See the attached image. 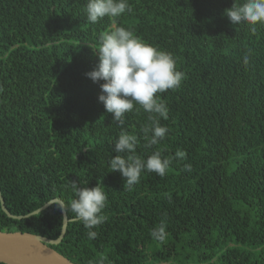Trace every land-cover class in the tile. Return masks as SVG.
<instances>
[{
	"label": "trees",
	"instance_id": "obj_1",
	"mask_svg": "<svg viewBox=\"0 0 264 264\" xmlns=\"http://www.w3.org/2000/svg\"><path fill=\"white\" fill-rule=\"evenodd\" d=\"M244 2L128 0L133 12L117 25L170 52L185 74L178 89L161 94L167 136L147 147L140 129L149 114L126 113L119 125L98 101L103 81L86 75L112 18L88 22L87 0H0V195L7 212L27 216L59 199L68 224L51 248L73 264H264V25L252 32L224 15ZM121 127L137 135V155L161 150L173 158L165 176L143 172L127 190L108 165ZM180 151L184 158L176 157ZM70 180L105 187L107 220L93 240L70 209ZM161 224L162 242L151 235ZM61 225L58 204L19 220L0 207V232L56 240Z\"/></svg>",
	"mask_w": 264,
	"mask_h": 264
},
{
	"label": "clouds",
	"instance_id": "obj_2",
	"mask_svg": "<svg viewBox=\"0 0 264 264\" xmlns=\"http://www.w3.org/2000/svg\"><path fill=\"white\" fill-rule=\"evenodd\" d=\"M126 12H133L128 0H87V21L95 24L100 19L109 17L112 18V27L101 35L98 47L92 48L97 54L98 62L94 70L86 75L93 83L103 81L99 83L101 94L98 101L103 103L105 111L119 125L124 124L126 113L143 109L149 114L140 131L146 146L151 147L163 141L169 131L160 122L161 119L168 118L169 111L161 94L178 89L185 74L177 70L176 59L170 52L144 42L131 30L117 25L116 18ZM224 15L232 24L246 23L255 32V25H264V0H245L243 4H233L231 8L225 9ZM248 60L245 55V65ZM137 144V135L121 127L113 147L116 154L108 161L111 171H118L124 178L128 191L133 190V186L140 182L143 172L165 176L173 159L165 158L161 150L152 152L145 159L136 154ZM184 156L183 151L176 153V157ZM184 169L190 171L191 165L185 164ZM69 187L74 194L70 209L87 230L88 239L93 240L98 236L94 229L107 220L103 214L108 199L105 187L102 183L88 187L77 180H70ZM151 235L162 242L166 238L164 225L154 227ZM99 264H105L104 260Z\"/></svg>",
	"mask_w": 264,
	"mask_h": 264
},
{
	"label": "water",
	"instance_id": "obj_3",
	"mask_svg": "<svg viewBox=\"0 0 264 264\" xmlns=\"http://www.w3.org/2000/svg\"><path fill=\"white\" fill-rule=\"evenodd\" d=\"M52 204H58L62 213V225L59 237L50 240L43 236L27 232H0V263L2 264H73L57 253L51 246L58 245L63 239L68 219L64 205L59 199H53L27 216H12L7 212L0 195V207L7 217L12 219L27 218L36 215Z\"/></svg>",
	"mask_w": 264,
	"mask_h": 264
}]
</instances>
